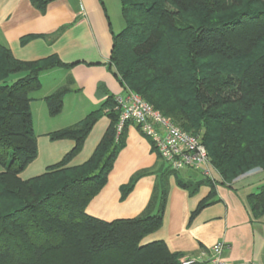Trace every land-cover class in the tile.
<instances>
[{"label": "trees", "instance_id": "16d2710c", "mask_svg": "<svg viewBox=\"0 0 264 264\" xmlns=\"http://www.w3.org/2000/svg\"><path fill=\"white\" fill-rule=\"evenodd\" d=\"M52 1L30 3L44 14ZM118 1L123 29L112 35L108 64L123 91L139 95L182 131L201 134L222 185L264 171V0ZM60 68L69 66L56 56L24 62L0 46V264H180L183 256L163 242L142 241L162 226L170 177L190 195L203 184L211 188L190 221L214 195L210 180H183L163 163L120 188L124 200L137 180L157 173L138 216L105 222L85 213L125 147L126 126L117 135L113 96L77 124L48 134L51 141L74 142L59 163L19 178L37 158L30 94L40 89L41 74ZM68 92L44 98L49 116L61 113ZM103 116L109 125L90 158L67 167ZM248 204L253 216H264V191L251 194Z\"/></svg>", "mask_w": 264, "mask_h": 264}, {"label": "crops", "instance_id": "0c3cea01", "mask_svg": "<svg viewBox=\"0 0 264 264\" xmlns=\"http://www.w3.org/2000/svg\"><path fill=\"white\" fill-rule=\"evenodd\" d=\"M113 7V0H53L41 14L30 0H0V46L9 49L20 61L56 56L69 66L41 74L40 89L30 94L37 158L19 175L21 180L42 175L74 148L72 140L51 141L49 133L77 124L97 110L107 97L123 92L114 69L108 64L112 35L123 29ZM26 37L38 38L22 46L21 40ZM63 88L69 89L63 109L51 117L43 107L44 98ZM34 103L44 117L39 133L34 122ZM48 122L55 126L52 123L47 126ZM108 125L106 116L95 123L81 152L67 167L80 166L90 158ZM125 130V147L118 154L106 185L85 209L88 216L105 222L138 216L150 199L157 173L137 180L124 200L120 199V188L134 174L156 171L163 164L138 127L128 124ZM178 174L183 180H210L214 195L190 221L191 214L209 196L211 188L203 184L195 195H190L170 177L162 226L144 238L142 245L161 241L171 253L181 254L184 259L204 254L200 264H208L212 249L220 244L224 264H264V216H253L248 204L251 194L264 191V171L251 170L228 186L221 184L212 167L209 177L200 174L201 178L193 179L190 171Z\"/></svg>", "mask_w": 264, "mask_h": 264}, {"label": "built area", "instance_id": "2783aa9c", "mask_svg": "<svg viewBox=\"0 0 264 264\" xmlns=\"http://www.w3.org/2000/svg\"><path fill=\"white\" fill-rule=\"evenodd\" d=\"M115 110L119 120L116 133L124 126L132 124L139 128L153 148L158 158L174 172L193 171L210 176L211 166L201 134H190L179 129L173 122L154 110L139 95L123 91L114 96ZM222 246L216 245L211 251L208 264H224L221 260ZM203 255L194 259H184L180 264L203 263Z\"/></svg>", "mask_w": 264, "mask_h": 264}, {"label": "rangeland", "instance_id": "374dc122", "mask_svg": "<svg viewBox=\"0 0 264 264\" xmlns=\"http://www.w3.org/2000/svg\"><path fill=\"white\" fill-rule=\"evenodd\" d=\"M113 3H114L113 9H114V12L116 14L117 20L120 23L121 28H123V19H122V15H121V11H120L119 1L118 0H113ZM110 12H112V11H110ZM32 107H33V110H34V122H35L36 128H37L36 132L39 133V125H42L43 124L44 117L42 116V114L39 111L40 108L35 103L32 105ZM43 107L44 108L45 107L47 108L46 104H44ZM46 108H45V111H46ZM49 123H52V124H50L51 126H55V123H53V122H48V123H45V124L47 125ZM2 171H3V169L0 167V172H2ZM180 172L182 173V171H180ZM180 172H177V173H180ZM190 172L192 173L191 175L194 176L193 179L201 178V175L200 174L195 173L193 171H190Z\"/></svg>", "mask_w": 264, "mask_h": 264}]
</instances>
